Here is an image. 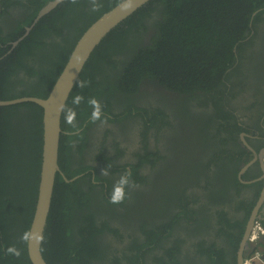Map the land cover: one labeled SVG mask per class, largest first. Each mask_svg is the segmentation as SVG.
Masks as SVG:
<instances>
[{
	"label": "flooded vegetation",
	"instance_id": "flooded-vegetation-1",
	"mask_svg": "<svg viewBox=\"0 0 264 264\" xmlns=\"http://www.w3.org/2000/svg\"><path fill=\"white\" fill-rule=\"evenodd\" d=\"M54 1L0 0V102L47 96L67 62L64 49L116 0H97L102 6L95 12L91 0H63L37 19ZM161 19L158 11L144 17L140 47L151 44ZM252 26L241 55L235 48L231 68L214 88L150 75L135 88H117L133 35L131 48L103 50L89 64L80 81L90 83L74 95L84 101L72 105L71 93L67 102L78 129L71 135L62 129V152L59 147V175L76 183L68 194L73 217L49 228L47 221L45 228L49 240L67 238L57 249L47 244L58 264H74L64 256L77 248L80 264H244L253 253L250 233L264 226V12ZM100 83L117 89L102 92ZM90 97L103 105L105 123L91 122ZM42 119L34 102L0 105L5 126L34 125L27 146L43 138ZM9 133L6 140L13 138ZM107 165L111 175L103 177ZM126 169L139 186L123 204H109L112 185Z\"/></svg>",
	"mask_w": 264,
	"mask_h": 264
},
{
	"label": "trees",
	"instance_id": "trees-1",
	"mask_svg": "<svg viewBox=\"0 0 264 264\" xmlns=\"http://www.w3.org/2000/svg\"><path fill=\"white\" fill-rule=\"evenodd\" d=\"M121 1L116 0L97 16L110 10ZM159 5L160 8H158ZM155 11L161 13L162 19L155 24L156 34L153 36L151 44L142 48L139 38L143 19ZM256 11V16L252 17ZM262 12H264V0H152L104 39L88 60L80 77L85 73L87 67V71H89V64L99 53L102 54L103 50L120 53L131 48L133 44L132 55L120 72L117 88L125 90L135 88L144 75H150L153 78H179L181 85L186 82L194 87H217L223 82L224 72L231 68L236 58L234 49L236 48L241 55L242 45L247 37V32L251 29L249 26H254L255 20ZM57 34L60 35V32L57 31ZM131 35L135 39L131 40L132 44L127 45ZM77 39L73 40L69 48L67 45L64 49L66 57H69ZM117 41L119 48H116ZM104 61L110 65L111 56H108ZM64 65H59L54 80ZM104 71L105 69H103V74L109 79L110 76ZM78 82L72 91V97L79 90ZM99 85L102 92H111L117 89L111 84L109 86L100 83ZM45 97L43 96V98ZM87 100L85 103L88 108L90 105ZM83 115H86V111ZM21 120L24 121L23 118ZM14 126L15 123L5 126L4 121H0V264H31L28 258L27 242H24L21 237L26 231H29L34 215L40 180L42 160V146L40 145H42V141L39 139L29 140V146H27L24 144L25 138L30 132H33L34 125L31 126L27 121L19 125L18 128ZM37 128H39L38 125ZM62 129L70 132L76 130L66 126L63 122ZM8 131L12 134H8L13 137L11 140L5 138ZM63 137L64 135H62V141ZM60 150L62 152V144ZM69 174L67 175L71 178L73 174ZM72 184L76 183H66L59 174L56 176L47 220L48 228L53 226L54 222L68 221L73 217L68 197V194H72V190L76 191V189L69 188ZM46 232L43 239L45 244L43 242L41 247L43 257L47 264H58L54 257L48 253L52 249H57L59 245H62L61 240L66 241L67 238H60L63 235H59L57 236L59 239L56 240V237L51 235L55 239L49 240ZM71 233L70 229L69 234L71 235ZM49 242L52 246L50 250L47 246ZM11 246H15L20 251L19 257L7 252ZM73 252L64 256V259L74 262V264H80V248Z\"/></svg>",
	"mask_w": 264,
	"mask_h": 264
},
{
	"label": "water",
	"instance_id": "water-1",
	"mask_svg": "<svg viewBox=\"0 0 264 264\" xmlns=\"http://www.w3.org/2000/svg\"><path fill=\"white\" fill-rule=\"evenodd\" d=\"M61 1L63 0H56L49 3L40 12L37 19L49 13ZM150 1L152 0H122L94 21L75 44L65 66L45 98L26 97L9 102H0V105L34 102L43 110V144L40 180L34 215L29 229V232L33 234L34 238L27 242L28 258L31 264H47L41 251L43 240L40 241L36 238H44L56 176L60 173L59 147L63 112L58 111V106L60 104L67 105L70 95L88 60L104 39Z\"/></svg>",
	"mask_w": 264,
	"mask_h": 264
},
{
	"label": "clouds",
	"instance_id": "clouds-1",
	"mask_svg": "<svg viewBox=\"0 0 264 264\" xmlns=\"http://www.w3.org/2000/svg\"><path fill=\"white\" fill-rule=\"evenodd\" d=\"M77 2L78 0H70V3L72 4H76ZM91 5V10L93 12L98 11L99 8L102 6L97 2V0H91ZM89 83V81H79L78 87L85 88L88 86ZM84 99L85 98L83 95L77 94L72 100V105L78 107L81 102L84 101ZM87 103L92 108V111L90 113L91 122L96 123L99 121L100 123H105L106 118L103 115V105L100 103V101L96 97H90L88 98ZM58 111L64 113L65 123L70 126L71 129H78L77 112L75 110V107H70L66 104H60L58 106ZM67 134L71 135L72 133L69 132ZM110 169L111 165H107V167L102 170L103 177H108L111 175ZM138 186L139 185L133 179V171L131 169H126L119 175L118 179L114 181L108 203L113 205L123 204L126 200L131 198V193L129 190L135 189ZM33 238V234L27 231L21 237L24 242H29ZM36 239L42 241L43 237H37ZM7 252L9 254H14L17 257L21 255L20 251L15 246L9 247L7 249Z\"/></svg>",
	"mask_w": 264,
	"mask_h": 264
},
{
	"label": "built area",
	"instance_id": "built-area-1",
	"mask_svg": "<svg viewBox=\"0 0 264 264\" xmlns=\"http://www.w3.org/2000/svg\"><path fill=\"white\" fill-rule=\"evenodd\" d=\"M249 238L255 249L245 259L244 264H264V226L262 224H256Z\"/></svg>",
	"mask_w": 264,
	"mask_h": 264
},
{
	"label": "bare ground",
	"instance_id": "bare-ground-1",
	"mask_svg": "<svg viewBox=\"0 0 264 264\" xmlns=\"http://www.w3.org/2000/svg\"><path fill=\"white\" fill-rule=\"evenodd\" d=\"M63 133V132H62ZM43 139V138H42ZM42 139H41V141H42ZM42 144V143H41ZM40 146H42V145H40ZM41 148V147H40ZM25 216V215H24Z\"/></svg>",
	"mask_w": 264,
	"mask_h": 264
}]
</instances>
